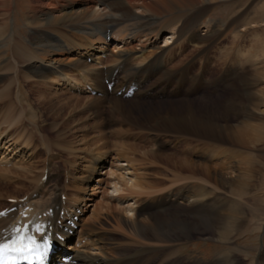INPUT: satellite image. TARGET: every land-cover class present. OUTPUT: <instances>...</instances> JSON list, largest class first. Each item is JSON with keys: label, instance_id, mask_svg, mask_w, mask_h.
Instances as JSON below:
<instances>
[{"label": "rangeland", "instance_id": "1", "mask_svg": "<svg viewBox=\"0 0 264 264\" xmlns=\"http://www.w3.org/2000/svg\"><path fill=\"white\" fill-rule=\"evenodd\" d=\"M11 2L13 8L5 12L4 23L0 25V42L10 46L0 69V211L8 205L18 203L10 201L11 198H16L15 194L19 202H24L34 191L32 187L34 183H41V175L48 170L47 166H50L53 168L52 181L55 183L58 179L65 190V194H62L63 202L69 196L70 200L72 199L66 210L60 212L62 220L66 222L73 216L80 224H89L86 237L92 240L95 246L89 240L86 250L101 251L106 257L103 260L106 264H123L120 261V254L126 252L137 254L138 251H163L160 259L154 258L152 264H169L172 259H179V264L204 262L215 264L227 253L237 256L240 264H264V0L215 1L202 16L196 29L198 34L212 38L207 49L204 46L195 49L194 42L189 41V35L176 37L166 46L165 70L170 68L178 70L186 66L189 68V78L183 87L174 93L175 85L172 84L165 90V95L160 98L155 94L149 95L139 108L141 111L154 107L159 109L169 103L176 106L179 101H187L199 113L211 111L218 117H223L226 114L225 109L233 107L229 112V116L232 117L230 124L237 130H232L234 133L226 135V140L217 136L218 138L212 141L204 138L187 141L184 136L165 132V135L157 136L160 137L159 143H144L123 133L103 134L109 142L108 151L114 154L124 150L122 146L117 145L127 146L124 147L127 149L129 144H137L134 146L137 151H129L126 157H134L137 160L136 166L146 175L148 189L147 192L140 194L148 204L146 217L153 214L163 225L162 232L170 237L157 244L142 238L131 224L125 221L124 213L127 208L125 206L137 194L124 192L122 198L117 196V192L112 188L111 177L105 173L108 167L93 176L100 177L102 181H94L95 179L88 181L86 178L90 160L96 158L95 149L97 146L101 147L103 141L99 143L94 140L98 133L91 129L92 120L87 117L84 109L85 101L77 105V100L71 98L68 101L69 105L63 108L58 106L59 104L51 107L43 104L44 100L49 102L50 98L67 94L66 92H69V95H62L61 98L73 97L72 95L89 96L95 93L89 90L87 85L80 87V80L75 81L76 86L68 87L52 81L45 84L31 83L21 77L20 70L23 65L14 66L16 57L14 42L29 40L33 25L28 17L30 10L28 0ZM167 32L168 30H163L156 37L159 46L164 44V35ZM112 33L114 31L110 32ZM105 39L111 40L108 45L103 44L105 53L100 54V58L95 61L93 56L88 60L96 67L113 66L115 63L113 54L122 49L118 48V45L115 46L112 35ZM139 44V40L135 39L129 46L135 50L141 47ZM244 51L247 55L241 58L240 52ZM62 57L67 60L71 58L67 54ZM97 60L103 63L100 64ZM177 62L179 63L175 67L174 64ZM23 70L24 68L22 73ZM110 80L115 81L113 86L115 88L117 80L115 78ZM74 87L77 89H72ZM40 93H43L44 97H41ZM45 96H48V99ZM251 97L258 108L251 104ZM26 100L34 107L29 106ZM128 103L134 107L131 102ZM240 103L251 105V109L254 108L256 111V116L246 123H240L241 119L235 117V110L243 105ZM105 108L106 113L110 114L112 107L109 102ZM59 109H63L62 113L64 111L65 113L56 120L57 124H54L55 121L51 118L59 116L60 111H57ZM30 119L34 122L31 123ZM109 119L108 124L112 125L115 119L111 116ZM67 121L68 125L65 128L61 126ZM36 123L42 127L43 133L50 135V141L52 139L53 142L44 141ZM91 142H94L93 146L90 145ZM208 142L211 143V148L207 146ZM35 143L38 146H35ZM101 149L103 152L106 150ZM150 150L158 151L162 157L154 159L148 155ZM92 155L93 157L89 159ZM86 156H89V160L85 159ZM245 157L255 159L258 167L254 171L252 186L243 193L240 191L238 193L233 191V187L235 183L241 181L243 169L239 166H243L240 160ZM178 161L183 164V170L176 167V164L180 163H177ZM206 166L212 168L215 176L209 184L202 180L207 174ZM140 170L135 172L138 173ZM73 174L80 178L74 179ZM35 179L38 181L35 182ZM233 179H236L235 183ZM23 180L32 183L24 187ZM52 181L49 183L51 188L54 184ZM74 185L79 189L83 188L82 192H76ZM205 188L212 194L206 198L212 204L207 211L208 214L203 211L199 213L196 208L203 197L201 191ZM85 191L87 197L84 201H75L77 193L80 196ZM190 198L196 200L191 204L187 203L186 200ZM42 201L39 200L35 205H40ZM100 202L109 206L98 208V212L95 207H99ZM182 204L189 205V208ZM75 205L80 206L82 211L76 213L73 207ZM93 205L95 207L92 210ZM231 217L236 220H232ZM203 219H216L215 229H206L205 224H201ZM72 238L73 241L70 239L65 244V251H70L67 256L74 252L73 249H67L69 244L74 245L76 241L74 235Z\"/></svg>", "mask_w": 264, "mask_h": 264}, {"label": "bare ground", "instance_id": "2", "mask_svg": "<svg viewBox=\"0 0 264 264\" xmlns=\"http://www.w3.org/2000/svg\"><path fill=\"white\" fill-rule=\"evenodd\" d=\"M215 1L219 0H28L30 7L28 17L32 22L33 32L29 40H15L14 42L13 48L16 57L13 64L14 66L23 65L20 70L22 76H20L24 79H27L31 83L36 82L37 84H45L47 81L58 82L65 84L67 87L76 86L75 81L80 80V87L87 85L89 90L96 92L95 95H72L73 97L69 98L64 97L69 95V92H66L67 94H62L64 98H61L62 95L58 97L53 96L55 98H50L49 102L44 100L43 104L50 107L51 105L59 104L58 106L63 108L69 105L70 102L68 101L71 98L77 100V105L81 101H85L84 109L86 110L87 117L90 118V121L92 120L91 129L98 133L96 134V139L93 138L99 143L101 140L103 141L101 147L97 146L96 149L94 148L96 151L94 156L96 158H91L93 155L88 156L91 160L86 178L88 181L91 179L102 181L103 179L100 177L93 178V176L95 173L103 172L102 170L108 167V171L106 170L107 172L105 173L111 177L112 188L118 193H116L117 196L122 198L124 192L137 194L125 206L127 208H125L124 219L131 224L132 228L142 238H146L147 241L150 240L153 244L163 242V240H167L170 237L162 232L164 231L163 225L159 223L153 214L146 217L145 213L148 210V204L143 197H140V194L147 192L146 189H148L146 188L147 181L145 182L146 175L136 166L135 161L137 160L134 157H126L128 153L137 151V148L134 147L137 144H129L127 149L124 148L127 146L117 145L122 146L124 150H120V153L114 154L108 151L109 142L106 140V136L103 137V134H107L108 132L123 133L129 138L142 140L144 143H159L160 137L157 136H163L161 134L165 135V132L172 133L175 136H184L187 141H198L197 138L212 141L218 138L217 136L226 140L229 133H234L232 130H237L235 126L230 124L232 117L229 116V112H231L233 107H227L225 109L226 114L223 117H218L216 113H212L211 111L199 113L187 101H179L176 106H172L169 103V105H163L159 109L155 107L144 111L139 109L142 101H146L144 99L149 95L155 94L156 97L160 98V96L165 95V90L169 89L172 84L175 85L174 93L178 92L181 86L183 87L184 82L189 78V68L186 66L178 70H173L172 68L165 70L164 56L167 50L166 46L173 42L176 37L180 38L184 35H189V41L190 43L194 42V48L204 46L207 49L212 38L210 39L208 36L198 34L196 29L202 16L206 14ZM12 8L13 2L11 0H0V25L4 23L5 12L11 11ZM163 30H168V32L164 35V44L159 46L156 43V37ZM113 31L114 33L110 34ZM111 35L115 46L117 47L118 45V48H122L113 54L114 65L109 67L97 65L98 67H96V65L94 66L89 63L88 60L89 58L92 59V56L95 61L100 58V54L105 53L106 50L103 44L106 45L111 41L105 39V37ZM135 39L139 40L141 47L133 50L129 45ZM125 45L126 47H124ZM9 49V45H4L0 42V69L5 59L4 56L8 53ZM246 53L245 51L240 52V57H245ZM65 54L71 58L69 60L63 58L62 56ZM97 61L100 64L103 63V61ZM181 62L184 61L181 60ZM178 63L174 64L175 67H177ZM119 75H121L120 78L117 77ZM114 78L117 80L115 88H113L115 81L110 80ZM108 84L113 85L111 90L108 89ZM72 89L77 88L74 87ZM131 89H133V93L131 96L126 97L127 92ZM40 96L44 97V94L40 93ZM45 97L48 99V96ZM26 101L29 102V106H33L29 100ZM108 102L112 107L110 114L106 113L105 108ZM158 102L167 103V101ZM250 102H252L251 104L255 108H258L252 97L250 98ZM250 106L243 104L235 110V117L241 119L240 123H246L254 115L256 116V111L254 108L251 109ZM57 111H60L59 116L51 118L54 119V124H57L56 120H59L60 116L62 117L65 113V111L62 113L63 109ZM110 116L115 119L114 121L118 120L117 122L112 121V125L118 127H113L110 123L108 124ZM30 122L33 123L34 121L30 119ZM67 123L68 121L64 122L61 126L65 128L68 125ZM36 124L38 125V123ZM38 126L41 136L44 137V141H50V135L43 133L41 131L42 127ZM30 140L32 141V138ZM50 142H53L52 139ZM93 143L90 145L93 146ZM35 146L38 145L35 143ZM207 146L211 148V143L208 142ZM101 148L106 149L105 152ZM41 151L42 149H40ZM104 153L105 155H103ZM148 155H151L154 159L162 157V154L156 150H150ZM88 157L86 156L85 159L89 160ZM107 159L109 160L107 161ZM240 162L243 165L239 166L243 169L241 181L237 183H235L236 179L232 181L235 183L233 191L243 193L249 186H252L254 171L258 167V164L255 159L246 157L242 158ZM191 166L194 167L193 164ZM47 167L49 168L47 171V181H42L39 184L34 183L32 186L34 187V191L29 194L24 202L9 206L10 209L5 216H0V240H3L6 234H9L10 228L17 224L19 219H23L24 221L31 219L33 223H41L46 226L44 233L40 234L43 236L47 233L52 240L53 246L47 254L51 264H106L103 261L106 257L101 251L87 252L86 250L87 246H89V242L87 241L90 240L86 237L89 224H80L73 216H70L66 222L62 220L60 212L66 210L72 199L70 200L71 197L69 196L70 198L67 197L66 201L63 202L62 194H65V190L62 189V184L58 179L55 180V183L52 181L54 176L51 171H53V168ZM176 167L180 170L184 169L181 162L176 164ZM138 170L140 172H135ZM205 170L207 174L205 173L206 177L202 180L209 184L212 179H215V176L210 166H206ZM72 176L74 179L76 178L74 174ZM79 178H76V180ZM51 181L54 183L52 185L53 188L49 185ZM31 183L30 181L26 182V180H23L24 187ZM74 187L76 188V192H82L83 190V188H77V185H74ZM86 192H83L80 196L77 193L75 201H84L87 197ZM209 193L207 188L201 191L203 197H201V201L196 206L199 213L203 211L208 214L207 211L212 206L206 200L209 195H212ZM14 197L17 198L18 196L15 194ZM39 200L43 201L39 202L40 205H35V203L38 204ZM193 200L196 199L190 198L186 201L191 204ZM182 205L189 208V205ZM105 206L109 205H104L100 202L99 207L93 205L92 210L95 207L99 212V209ZM73 207L76 213L82 211V208L78 205ZM231 219L236 220V218L232 217ZM60 220H62L61 224L59 223ZM215 220L203 219L201 224L204 223L206 229L214 230L217 224V220ZM209 230L208 232H210ZM73 235L76 237V239L74 238L76 241L74 240V245L69 244L67 249H73L74 252L71 256H67V253H70V251H65V244L70 239L73 241ZM90 241L92 242V240ZM148 245L150 244L148 243ZM93 246H95V243H93ZM162 252L138 251L137 254L126 252L120 254V261L123 264H152L154 258L160 259ZM57 257L59 260H57ZM179 263V259H172L169 264ZM234 263L240 264V259L228 253L222 255L215 262V264Z\"/></svg>", "mask_w": 264, "mask_h": 264}, {"label": "snow or ice", "instance_id": "3", "mask_svg": "<svg viewBox=\"0 0 264 264\" xmlns=\"http://www.w3.org/2000/svg\"><path fill=\"white\" fill-rule=\"evenodd\" d=\"M45 227L41 223H33L31 228L29 225H13L9 234L0 240V264H43L53 246L47 233L40 241L37 239L36 234L44 233Z\"/></svg>", "mask_w": 264, "mask_h": 264}]
</instances>
